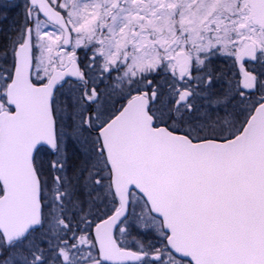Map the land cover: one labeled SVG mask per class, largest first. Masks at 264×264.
<instances>
[{"label": "snow or ice", "instance_id": "6c2138e0", "mask_svg": "<svg viewBox=\"0 0 264 264\" xmlns=\"http://www.w3.org/2000/svg\"><path fill=\"white\" fill-rule=\"evenodd\" d=\"M0 264H264V0H0Z\"/></svg>", "mask_w": 264, "mask_h": 264}, {"label": "rangeland", "instance_id": "374dc122", "mask_svg": "<svg viewBox=\"0 0 264 264\" xmlns=\"http://www.w3.org/2000/svg\"><path fill=\"white\" fill-rule=\"evenodd\" d=\"M0 39H2V37H0Z\"/></svg>", "mask_w": 264, "mask_h": 264}]
</instances>
